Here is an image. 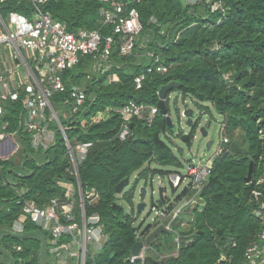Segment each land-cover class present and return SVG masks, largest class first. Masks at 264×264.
Masks as SVG:
<instances>
[{"label": "trees", "instance_id": "obj_1", "mask_svg": "<svg viewBox=\"0 0 264 264\" xmlns=\"http://www.w3.org/2000/svg\"><path fill=\"white\" fill-rule=\"evenodd\" d=\"M120 1L138 10L143 27L128 55L121 54L120 36L113 33V27L103 24L104 4L99 0H49L45 5L70 32L101 31V49L112 39L111 68L101 75L94 69L98 61L94 56L81 57L63 74L66 92L52 98L75 161L54 119L50 127L57 133L56 144L36 148L24 125L27 110L19 102L6 106L3 125L5 131L17 132L18 148L16 156L0 158V264H51L50 236L41 226L28 221L24 234H14L12 227L24 201L45 207L54 198L65 200L67 188L62 183L77 191L78 185L82 186L86 217L98 215L107 236L98 253L90 251L87 264H141L129 259L138 240L137 230L142 227H134L138 216L135 187L141 180L148 183L150 176L176 173L170 168L181 166V162L162 138L170 139L174 129L160 110L152 125L133 119L125 140L120 138L121 111L130 102L157 106L159 90L172 81L182 85L167 93V114L172 117L173 93H178L173 104L179 120V96L184 104L191 99L201 114L210 112L203 104L210 102L223 116L222 135L229 141L215 157L212 174L200 193L203 208L187 210L171 230L164 229L149 245L144 263L243 264L247 247L264 243L260 238L264 220L258 213L264 203V0H202L195 4L185 0ZM30 10L29 3L0 2L4 17L10 11L29 15ZM109 75H117L118 80L109 82ZM139 75L144 79L137 89ZM74 88L83 89L86 99L73 113L69 95ZM199 123L200 118L194 120L188 143ZM79 145L88 148L82 160L77 153ZM153 160L159 168L150 167ZM251 163L252 178L246 182ZM134 175L133 187L118 195L116 186ZM92 189L98 194L94 201L88 194ZM77 191L74 212L80 221ZM192 194L191 189H185L175 201L162 194L163 207L171 213L176 203ZM16 245L23 250H15ZM178 246L179 252L173 256Z\"/></svg>", "mask_w": 264, "mask_h": 264}, {"label": "built area", "instance_id": "obj_2", "mask_svg": "<svg viewBox=\"0 0 264 264\" xmlns=\"http://www.w3.org/2000/svg\"><path fill=\"white\" fill-rule=\"evenodd\" d=\"M6 1L31 4L29 15L10 11L4 17L0 12V153L10 155L12 141L16 140L17 132L5 131L3 117L6 113V106L19 102L27 110L24 125L31 133L34 147L48 148L56 144L57 133L50 127L53 119L67 138L52 105L53 96L67 90L63 74L74 68L80 62L81 57L88 55L98 60L94 69L101 75L107 74L111 68L110 56L115 42L109 39L101 49L103 43L101 31L81 29L77 32H70L66 24L56 20L49 11L45 10V5L49 0H0V2ZM99 1L104 4L101 8L103 24L113 27V33L120 36L121 54H131L143 28L138 10L130 7V3L120 0ZM163 70L166 69L163 68ZM143 79L144 75L136 77L137 89L141 88ZM117 80V75H109V82ZM69 98L72 100V112H77L85 102L86 92L83 89L74 88ZM158 113L157 106L130 102L121 111L124 123L120 138L125 140L129 135V125L133 119H142L152 125ZM228 141L227 136L222 135L220 148L218 147L220 152L222 145ZM87 150L85 145L77 147L80 160L85 158ZM71 153L73 154L72 148ZM216 156L215 154L208 155L198 162L192 159L188 163L185 175L178 172L168 175L174 190L180 188L179 193L181 194L185 189H191L193 194L176 203L171 213L166 212V207H152V210H156L157 220L162 221L163 225L167 223V227L172 229V224L179 219L181 214L197 206L198 200L201 199L200 193L214 169ZM65 186L68 187L65 200L54 198L45 207L39 206L32 200L24 201L21 214L13 223L12 230L14 234H24L26 223L28 221L35 223L49 234L50 252L58 263H66L68 259H73V264H87L90 251L98 253L102 248L105 243V234L98 215L89 219L86 217L85 194L81 191L79 193L82 209L81 220L76 219L75 191L71 185ZM88 194L92 201L98 197L94 189ZM259 194L256 192V197ZM260 208L262 211L259 215L264 220V203ZM166 218L167 221H165ZM137 237L138 240L145 238L141 232L137 233ZM260 238L264 242V232L260 234ZM14 248L20 252L23 250L19 245ZM148 249L149 246L144 245L137 256L132 255L129 258L130 261L132 263L140 261L141 264H145ZM177 252H179V246ZM20 264L26 263L20 261ZM243 264H264V243H253L248 246L244 252Z\"/></svg>", "mask_w": 264, "mask_h": 264}, {"label": "rangeland", "instance_id": "obj_3", "mask_svg": "<svg viewBox=\"0 0 264 264\" xmlns=\"http://www.w3.org/2000/svg\"><path fill=\"white\" fill-rule=\"evenodd\" d=\"M185 1H186V4H195V3L202 1V0H185ZM30 62H31V60H30ZM177 95H178V93H173L171 96L173 98L172 103H171V111H172V118L174 121L175 135H172L170 137V139H167L164 135H162V138L164 141H166L168 146H170V148L172 149V152L179 158V160L181 162V166L171 167L170 168L171 171L172 172H178L181 175H185L187 172L188 163L191 162L192 159H194L195 162H198L202 158H206L208 155H214L215 154V156H216L220 152L218 147L220 146V141H221V137H222L223 116L214 108L213 104L210 102H203L204 105L210 107V112L201 114L200 109L198 107H195L193 105V103L190 101L191 99L188 98V106L187 107L195 110V115H193V119L196 120V119L200 118L199 125L204 126L207 129L208 136L207 137L202 136V134L200 132V128L198 126L195 130V133H194L195 137L192 139V141L190 143H187V141L183 142L181 140L182 138H181V136H179V134H188L192 131V128H190L186 125V118L183 116L185 104L181 101L180 96H179V100H178V102H179L178 107L182 111L181 116H180V120L174 112L175 109H174L173 101L177 97ZM239 132L240 131L237 130V134ZM65 139L67 142V146L69 147V151L71 152V148H70V145L68 143V140H67V138H65ZM209 140H214V143L211 146V148L208 150L206 145H207V142ZM11 147H12L11 149H14V148L17 149L18 143L16 140L12 141ZM217 149L219 152L218 151L216 152ZM220 150H222V148ZM16 154H17V150H13L11 152L10 156H9V154H4V153L1 154L0 153V158L2 157L1 159H8V158H12V157L16 156ZM71 155H74V154H71ZM150 165H151L150 167L153 169L159 168V166L157 165L155 160H153ZM163 169L167 170L169 168H163ZM135 179H136L135 175L131 177V185L127 189H130L131 187H133V185L135 184ZM159 184H162L163 190H160ZM65 185H68V184L62 183V186L66 187ZM142 185H146L147 190H148V193L145 196H141L139 194V188ZM66 188L68 190V187H66ZM71 188L74 191H77L75 186L71 185ZM80 191H81V189L78 185V191L77 192L80 193ZM179 192H180V188L176 191L173 190L172 185H171L170 180H169V176L167 174H165V175H158L157 174L154 177L150 176L148 183H146L144 180L139 181L138 185L136 186V191H135V198H134L135 207L140 201H144L146 203V207L141 213H138L137 220L134 222V227L139 228L141 225L144 227V225L147 222H150L153 218H156V220L158 219L156 216V210L151 211V209H152L153 202L156 201L157 199H159L162 194L166 195V197L168 199H170L171 201H173V200L175 201V198L179 195ZM122 193H120L118 195H121ZM74 197H75V195H74ZM204 204H205V201L201 198L198 200L196 207L199 206V209H201V208H203ZM126 205L127 204H125V206ZM161 208H163V207H161ZM193 208H189L188 210L190 211ZM126 209H127L126 211L128 214L131 213L128 206H126ZM136 212H137V210H136ZM135 214L136 213H133V217H136ZM163 226L167 230L171 229V228L167 227V223H164ZM143 227L139 228L137 230V233H140L142 231ZM106 239H107V236L105 235L104 242L106 241ZM177 241H178V238L175 239V242H177ZM233 246H234V242H233ZM177 253L174 252L173 256L177 255Z\"/></svg>", "mask_w": 264, "mask_h": 264}, {"label": "water", "instance_id": "obj_4", "mask_svg": "<svg viewBox=\"0 0 264 264\" xmlns=\"http://www.w3.org/2000/svg\"><path fill=\"white\" fill-rule=\"evenodd\" d=\"M182 84L176 81H172L164 86L161 87V89L159 90V101L157 103V106L160 110V114L164 117H166V120L168 122L169 128L170 129H174V121L173 118L167 114V108L165 105V100H166V95L168 92L172 91V89L174 87H178L181 86ZM188 104L184 105V111H183V116L186 118V125L190 128L193 129L194 126V119H193V115H195V110L192 108H188L187 107ZM55 112V111H54ZM55 115L57 116V113L55 112ZM200 128V132L202 134V136L207 137L208 136V131L204 126L199 125ZM191 133V132H190ZM190 133L188 134H179V136H181V140L184 141H188L190 140ZM195 133V132H194ZM174 135H175V131H174ZM195 137V134H194ZM214 140H209L207 142V149L209 150L211 148V146L213 145ZM73 156V160L75 161V156ZM252 174H253V163L250 164V168H249V172H248V176L246 177V182H250L251 178H252ZM131 185V177H126L125 179H123L117 186H116V193L120 194L122 193L125 189H127L128 187H130ZM138 185V184H137ZM79 187L81 189V192H83L82 186L79 184ZM159 188L160 190H163V186L162 184H159ZM135 191H136V187H135ZM148 190L147 187L145 185L140 186L139 188V194L141 196H145L147 195ZM162 196V195H161ZM154 204L158 205L160 208L163 207V201L162 198L160 197L159 199H157L156 201H154ZM146 207V203L144 201H140L137 205H136V210L138 213H141ZM154 207V205L152 206ZM152 211V209H151ZM156 218H153L150 222H147L141 233L143 234L144 230L146 228H149L151 225H153L154 222H156ZM165 227L163 225H155L153 227L149 228V231L147 233H145L143 239L138 240L135 242L133 248H132V255L137 256L139 254V252L141 251V249L143 248L144 245L149 246L154 240H156V238L160 237L162 232L164 231ZM44 249V248H43ZM9 264H12L9 263Z\"/></svg>", "mask_w": 264, "mask_h": 264}, {"label": "crops", "instance_id": "obj_5", "mask_svg": "<svg viewBox=\"0 0 264 264\" xmlns=\"http://www.w3.org/2000/svg\"><path fill=\"white\" fill-rule=\"evenodd\" d=\"M13 150H17V149L14 148V149H12V151H13ZM10 154H11V153H10ZM9 156H10V155H9ZM178 220H179V219H178ZM159 222H160V221H159ZM49 241H50V240H49ZM50 244H51V243H50ZM50 248H51V246H50ZM50 248H49L48 251H49L50 257H51V259H52V260L50 259V260H51V264H73V263H74V262H73V259H72V260L68 259V260L66 261V263H63V262H62V263H58V260L55 259V257L51 254V252H50ZM172 255H173V254H172ZM10 263H11V262H10Z\"/></svg>", "mask_w": 264, "mask_h": 264}]
</instances>
